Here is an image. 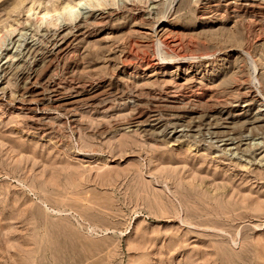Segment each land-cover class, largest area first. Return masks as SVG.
Masks as SVG:
<instances>
[{"label": "rangeland", "instance_id": "rangeland-1", "mask_svg": "<svg viewBox=\"0 0 264 264\" xmlns=\"http://www.w3.org/2000/svg\"><path fill=\"white\" fill-rule=\"evenodd\" d=\"M0 264H264V0H0Z\"/></svg>", "mask_w": 264, "mask_h": 264}, {"label": "bare ground", "instance_id": "bare-ground-1", "mask_svg": "<svg viewBox=\"0 0 264 264\" xmlns=\"http://www.w3.org/2000/svg\"><path fill=\"white\" fill-rule=\"evenodd\" d=\"M86 1H87V0H86ZM91 1H92V0H91ZM252 7H253V6H252ZM65 9H66V8H65ZM68 9H69V8H68ZM70 9H72V8H70ZM70 9H69V10H70ZM63 10H64V9H63ZM55 15H56V14H55ZM69 16H70V15H69ZM250 60L252 61V59H250ZM253 64H254V63H253ZM254 65H255V64H254ZM31 83H32V82H31ZM228 141H229V140H228Z\"/></svg>", "mask_w": 264, "mask_h": 264}]
</instances>
